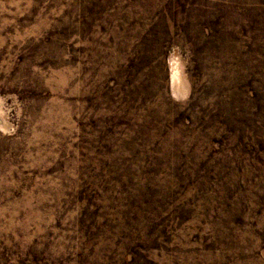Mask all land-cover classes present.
I'll list each match as a JSON object with an SVG mask.
<instances>
[{
    "label": "rangeland",
    "instance_id": "obj_1",
    "mask_svg": "<svg viewBox=\"0 0 264 264\" xmlns=\"http://www.w3.org/2000/svg\"><path fill=\"white\" fill-rule=\"evenodd\" d=\"M0 264H264V0H0Z\"/></svg>",
    "mask_w": 264,
    "mask_h": 264
}]
</instances>
